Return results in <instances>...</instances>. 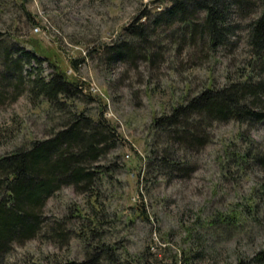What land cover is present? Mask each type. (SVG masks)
Segmentation results:
<instances>
[{
	"label": "rangeland",
	"instance_id": "rangeland-1",
	"mask_svg": "<svg viewBox=\"0 0 264 264\" xmlns=\"http://www.w3.org/2000/svg\"><path fill=\"white\" fill-rule=\"evenodd\" d=\"M169 3L170 0H0V31L38 37L56 53L70 75L87 82L74 108L93 115L103 112L117 126L120 143L98 161L112 169L100 186L99 202L110 214L117 212L114 224L106 225L114 240L125 242L134 252L145 250L162 264H169L183 249H192V264H236L238 254L248 257L264 246V225L250 223V232L223 233L209 220L215 212L230 211L238 201L249 198L253 186L263 181L264 167L255 166L251 172L231 174V178L224 175L223 168L228 151L244 148L241 133L247 131L264 143V120L251 127L236 120L216 122L212 140L199 151L189 153L195 168L186 176L167 180L157 172L148 174L147 169L154 116L170 111L187 95L211 82L221 85L228 74L237 76L239 66L249 56V18L241 19L242 24L231 34V44L219 46L209 57L205 55L207 51L202 53L188 42L183 43L181 53L176 47L166 50L157 66L142 57L136 63L116 60L108 64L100 53L105 44L124 37L121 32L127 24L144 20L140 16L145 9H160ZM238 15L233 11L232 19H240ZM137 52L141 55L142 50ZM73 58H82L77 68L72 65ZM41 68L45 75L52 71L46 60ZM70 108L73 107L66 109ZM66 116V111L53 109L48 102L35 104L27 93L6 103L0 108V155L34 138L49 136ZM230 166L234 171L235 165ZM90 201L87 193L67 185L47 200L44 210L50 222L65 217L68 225L75 227L82 220L71 216L73 208L89 212ZM136 206L142 207L149 218L136 215ZM261 215L263 219V211ZM54 256L81 259L85 249L76 236L60 246L39 235L22 244L15 243L7 260L16 264L35 260L47 263Z\"/></svg>",
	"mask_w": 264,
	"mask_h": 264
},
{
	"label": "trees",
	"instance_id": "trees-1",
	"mask_svg": "<svg viewBox=\"0 0 264 264\" xmlns=\"http://www.w3.org/2000/svg\"><path fill=\"white\" fill-rule=\"evenodd\" d=\"M233 11L240 19H232ZM140 17L144 20L123 28V38L100 49L108 64L116 60L136 63L142 57L157 66L170 47L181 53L184 42L202 53L207 51L205 55L209 57L219 46L231 44V34L242 24L241 19L249 18V56L239 66L237 76L228 74L221 85L209 83L152 119L148 174L157 172L167 180L186 176L195 168L189 153L199 151L212 140L216 122L236 120L251 127L264 120V0H170L163 8L145 9ZM45 60L52 68L48 75L41 68ZM58 61L56 53L38 37L0 31V108L27 93L35 104L48 102L51 108L67 112L61 126L49 136L34 138L0 155V264H16L7 260L15 243L22 244L39 235L60 246L76 236L84 246L85 256H54L47 263L35 260L29 264L164 263L153 260L145 250L131 251L125 242L114 240L113 232L106 228L114 224L117 212L110 214L99 202V189L112 169L98 161L118 146L121 136L103 112L93 115L74 108L75 99L84 94L88 84L70 75ZM81 61L82 58H73L72 65L77 68ZM68 106L73 108L67 110ZM241 137L244 148H232L227 153L223 171L228 178L240 172L245 175L255 166L264 167V143L247 131ZM67 185L87 193L91 200L89 212L73 208L71 216L82 220L75 227L68 225L65 217L50 222L44 210L47 200ZM262 211L264 178L253 186L249 198L238 201L230 211L215 212L209 222L223 233L250 232V223L264 225ZM135 213L149 218L142 207L136 206ZM193 255L192 249L180 250L169 264H192ZM236 264H264V246L248 257L238 254Z\"/></svg>",
	"mask_w": 264,
	"mask_h": 264
}]
</instances>
